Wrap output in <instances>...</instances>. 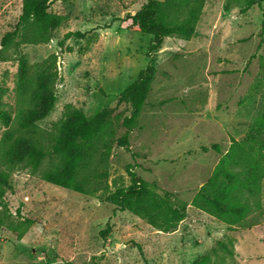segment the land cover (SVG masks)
<instances>
[{"label": "rangeland", "instance_id": "1", "mask_svg": "<svg viewBox=\"0 0 264 264\" xmlns=\"http://www.w3.org/2000/svg\"><path fill=\"white\" fill-rule=\"evenodd\" d=\"M144 1L48 0V9L63 16L51 27L49 41L2 51V37L15 27L22 0H0V101L12 115L18 54L29 64L56 54L55 104L38 121L47 131L70 102L88 119L108 109L115 135H123L120 120L129 108L117 103L118 94L149 62L157 68L137 126L128 132L129 147L112 145L104 173L86 184L91 193L43 180L40 169L47 160L37 171L23 164L12 169L0 264H191L218 241L232 251L222 264H264V176L261 208L239 225L228 227L190 204L232 139L264 141V0L248 8L250 0H205L195 35L165 37L152 51V35L127 18ZM70 30L83 35L59 44ZM3 130L0 124V136ZM128 170L187 203L175 228L157 230L104 200L129 184ZM25 217L34 223L18 238L8 225Z\"/></svg>", "mask_w": 264, "mask_h": 264}, {"label": "trees", "instance_id": "2", "mask_svg": "<svg viewBox=\"0 0 264 264\" xmlns=\"http://www.w3.org/2000/svg\"><path fill=\"white\" fill-rule=\"evenodd\" d=\"M47 1L22 0L15 27L2 37V51L11 47L17 49L22 42L49 41L51 27L59 24L63 16L48 9ZM261 1L250 0L244 8ZM204 3L205 0H145L127 18L130 26L152 35L148 45V51H152L160 47L165 37L189 39L195 35ZM75 35L81 37L83 32L67 31L58 43ZM17 62L16 113L12 115L0 101V124L4 126L0 136V225L5 224L9 216L4 195L12 188L11 171L19 164L37 171L47 160V168L40 169L43 180L78 193H91L92 189L86 184L91 176H102L112 145L129 147L128 132L137 126V118L146 104L157 71L149 62L118 94L117 103L127 104L129 113L120 120L125 133L116 136L115 122L108 117V109L88 119L70 102L63 106L61 117L50 131L39 126L38 121L49 114L56 100V54L29 64L25 55L19 53ZM212 147L220 149L218 144ZM128 175L129 184L106 194V202L118 210L132 212L164 232L175 228L186 216V202L171 198L167 192H158L155 182H148L131 170ZM263 176L264 141L246 144L232 139L190 204L228 227L239 225L261 208ZM32 223L34 218L25 217L19 224L8 226L21 238ZM217 244L218 247L210 248L191 264H222L232 257L231 249L223 241Z\"/></svg>", "mask_w": 264, "mask_h": 264}]
</instances>
